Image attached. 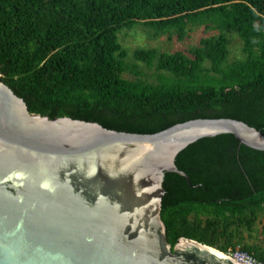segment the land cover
<instances>
[{
	"label": "trees",
	"instance_id": "16d2710c",
	"mask_svg": "<svg viewBox=\"0 0 264 264\" xmlns=\"http://www.w3.org/2000/svg\"><path fill=\"white\" fill-rule=\"evenodd\" d=\"M183 42L187 52L138 48L136 27ZM242 57L230 61V35ZM132 74L133 78L127 77ZM0 82L50 119L68 117L152 135L199 119H234L264 134V0H0ZM191 181L166 173L161 217L174 248L191 239L264 263V152L232 135L204 138L176 158Z\"/></svg>",
	"mask_w": 264,
	"mask_h": 264
},
{
	"label": "water",
	"instance_id": "95a60500",
	"mask_svg": "<svg viewBox=\"0 0 264 264\" xmlns=\"http://www.w3.org/2000/svg\"><path fill=\"white\" fill-rule=\"evenodd\" d=\"M232 135L264 152V134L234 119H199L157 134L30 113L0 82V264H241L162 220L166 173L188 146Z\"/></svg>",
	"mask_w": 264,
	"mask_h": 264
},
{
	"label": "rangeland",
	"instance_id": "374dc122",
	"mask_svg": "<svg viewBox=\"0 0 264 264\" xmlns=\"http://www.w3.org/2000/svg\"><path fill=\"white\" fill-rule=\"evenodd\" d=\"M215 34L212 31H206L205 27H195L190 32L189 37L183 41L178 42L176 40L170 41L167 37H161L159 39H153L148 35L147 30L141 26L136 27L133 30L125 31L120 35L121 43L128 49H130V55L128 62L131 65H138V69L133 71H140L147 74L154 73V70L148 69L145 65L135 62L132 57V52L138 48L144 49H158L162 52L175 53L179 51L187 52L190 48L196 46L202 38L209 37ZM230 61L242 57V42L235 34L230 35ZM127 77L133 78L132 74H127Z\"/></svg>",
	"mask_w": 264,
	"mask_h": 264
},
{
	"label": "built area",
	"instance_id": "2783aa9c",
	"mask_svg": "<svg viewBox=\"0 0 264 264\" xmlns=\"http://www.w3.org/2000/svg\"><path fill=\"white\" fill-rule=\"evenodd\" d=\"M227 255L241 264H264L263 262L256 259L253 255L243 251L240 247H237L234 250H229Z\"/></svg>",
	"mask_w": 264,
	"mask_h": 264
}]
</instances>
